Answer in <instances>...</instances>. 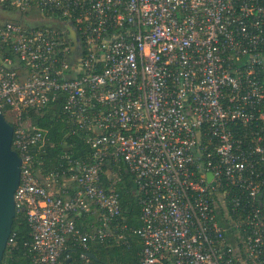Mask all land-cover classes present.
<instances>
[{
	"label": "built area",
	"instance_id": "1",
	"mask_svg": "<svg viewBox=\"0 0 264 264\" xmlns=\"http://www.w3.org/2000/svg\"><path fill=\"white\" fill-rule=\"evenodd\" d=\"M0 8L50 23L0 22V108L22 159L15 204L31 229V264H97L93 247L127 243L120 194L104 180L120 163L140 197L139 264H264V0ZM60 98L92 150L64 172L73 194L39 174L33 152L45 136L22 122Z\"/></svg>",
	"mask_w": 264,
	"mask_h": 264
},
{
	"label": "trees",
	"instance_id": "2",
	"mask_svg": "<svg viewBox=\"0 0 264 264\" xmlns=\"http://www.w3.org/2000/svg\"><path fill=\"white\" fill-rule=\"evenodd\" d=\"M3 13L4 15L7 14V12ZM12 13L16 14L15 12ZM21 15L22 17H28V15ZM7 21L28 25L24 19L19 21L8 19ZM7 57L14 58L10 53L4 55V58ZM63 102V98H60L57 102L40 112L32 110L24 112L22 122H28L32 126L37 127L45 136V144L35 148L33 152L39 174L42 177H47L51 174L57 175L55 186L59 190H63L65 187L72 188L70 192L73 194L74 185L72 183L65 185L68 175H64V172L68 169L70 160H84L92 153V150L85 142L84 136L82 134H73L70 126L66 124ZM2 110L7 115L9 109L2 108ZM105 171H110L116 177L114 182H110L105 175L104 180L107 187L114 186L120 194L123 209L121 222L127 226L125 232L127 243L115 248H105L102 245H96L93 247V251L101 261L100 264H139V254L143 248V242L134 231L142 227L141 204L133 177L124 163H120V169L116 166H111L107 167ZM78 224L79 227H82L81 222H78ZM11 238L13 243L8 246L2 264H31L30 253L25 246L32 241L31 229L23 212L16 215ZM71 244L76 243L71 242ZM68 254L73 261H76L80 258L81 252L73 248L68 250ZM68 262L69 260H64L63 264H68Z\"/></svg>",
	"mask_w": 264,
	"mask_h": 264
},
{
	"label": "water",
	"instance_id": "3",
	"mask_svg": "<svg viewBox=\"0 0 264 264\" xmlns=\"http://www.w3.org/2000/svg\"><path fill=\"white\" fill-rule=\"evenodd\" d=\"M5 19L6 21L8 19L16 21L25 19L24 21H26L27 17L7 12ZM14 131V125L7 120L0 108V264L3 263L12 236L17 215L15 194L21 181L22 159L12 148ZM209 178H212V174L209 175ZM88 255L94 261L101 263L95 254Z\"/></svg>",
	"mask_w": 264,
	"mask_h": 264
},
{
	"label": "rangeland",
	"instance_id": "4",
	"mask_svg": "<svg viewBox=\"0 0 264 264\" xmlns=\"http://www.w3.org/2000/svg\"><path fill=\"white\" fill-rule=\"evenodd\" d=\"M16 14H18V13H16ZM19 15H21V14H19ZM30 16L31 17H27V20L25 22L27 24H28V22H32L34 24L32 27H34V26H39L40 27V26H48V25H50V23H48V22H46V21H44L42 19V16L38 12H34ZM30 19L35 20L36 22H33ZM25 26L30 27L29 25H25ZM6 118H7V120L9 122L12 121V119H13L12 118V114L11 113H7ZM65 185H68V183H65ZM52 187L54 188V185H52ZM56 189H58V188H56Z\"/></svg>",
	"mask_w": 264,
	"mask_h": 264
},
{
	"label": "flooded vegetation",
	"instance_id": "5",
	"mask_svg": "<svg viewBox=\"0 0 264 264\" xmlns=\"http://www.w3.org/2000/svg\"><path fill=\"white\" fill-rule=\"evenodd\" d=\"M0 22H6L5 15L1 8H0ZM28 25L32 27L34 24L32 22H28Z\"/></svg>",
	"mask_w": 264,
	"mask_h": 264
}]
</instances>
